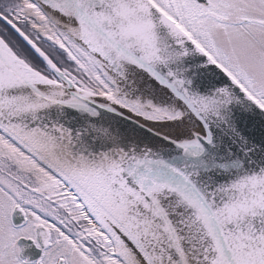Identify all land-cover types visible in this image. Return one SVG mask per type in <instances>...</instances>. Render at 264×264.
<instances>
[{"label":"snow or ice","instance_id":"6c2138e0","mask_svg":"<svg viewBox=\"0 0 264 264\" xmlns=\"http://www.w3.org/2000/svg\"><path fill=\"white\" fill-rule=\"evenodd\" d=\"M0 264H264V0H0Z\"/></svg>","mask_w":264,"mask_h":264},{"label":"flooded vegetation","instance_id":"af4514ba","mask_svg":"<svg viewBox=\"0 0 264 264\" xmlns=\"http://www.w3.org/2000/svg\"><path fill=\"white\" fill-rule=\"evenodd\" d=\"M23 217L19 214H16L14 216V224L17 226L21 225L23 223ZM18 246H21L24 251L22 252V258L27 257L30 260H36L40 257L41 251L40 249L36 248L34 244H32L31 241H20L18 242Z\"/></svg>","mask_w":264,"mask_h":264}]
</instances>
